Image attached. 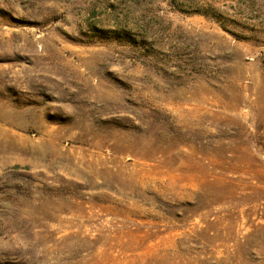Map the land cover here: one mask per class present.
<instances>
[{"label": "rangeland", "instance_id": "374dc122", "mask_svg": "<svg viewBox=\"0 0 264 264\" xmlns=\"http://www.w3.org/2000/svg\"><path fill=\"white\" fill-rule=\"evenodd\" d=\"M0 264H264V0H0Z\"/></svg>", "mask_w": 264, "mask_h": 264}]
</instances>
